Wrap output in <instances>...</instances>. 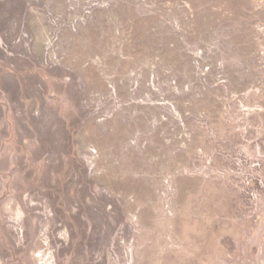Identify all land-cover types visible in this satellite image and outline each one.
Wrapping results in <instances>:
<instances>
[{"label": "rangeland", "instance_id": "1", "mask_svg": "<svg viewBox=\"0 0 264 264\" xmlns=\"http://www.w3.org/2000/svg\"><path fill=\"white\" fill-rule=\"evenodd\" d=\"M0 264H264V0H0Z\"/></svg>", "mask_w": 264, "mask_h": 264}]
</instances>
